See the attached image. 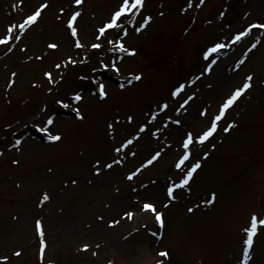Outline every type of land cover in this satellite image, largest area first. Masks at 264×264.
Instances as JSON below:
<instances>
[{
    "label": "rangeland",
    "instance_id": "1",
    "mask_svg": "<svg viewBox=\"0 0 264 264\" xmlns=\"http://www.w3.org/2000/svg\"><path fill=\"white\" fill-rule=\"evenodd\" d=\"M45 3L35 23L0 44V257H8L0 264H243L244 229L253 213L264 219V32L233 40L264 23V0H145L118 21L127 36L123 28L99 33L122 0H0V38ZM75 12L81 15L73 36L68 21ZM121 40L135 54L121 51ZM217 43L226 46L206 60ZM211 60L217 62L208 71ZM248 75L252 87L216 133L203 143L194 136L184 149L186 133L207 128ZM186 151L190 160L176 168ZM197 162L189 184L170 197L168 188ZM146 202L164 214L163 225L155 222L159 230L139 223ZM126 212L134 227L130 220L117 237ZM251 257L249 264H264V225Z\"/></svg>",
    "mask_w": 264,
    "mask_h": 264
},
{
    "label": "snow or ice",
    "instance_id": "2",
    "mask_svg": "<svg viewBox=\"0 0 264 264\" xmlns=\"http://www.w3.org/2000/svg\"><path fill=\"white\" fill-rule=\"evenodd\" d=\"M75 2L77 4H81L82 0H75ZM145 3V0H122L121 5L119 6V8L113 13L112 17L109 19V21L99 29V33L103 36L106 31L108 29L111 28H123V25H121L120 23H118V21L121 19V17L125 16L126 14H133L135 15V11L139 10L140 8H143ZM200 3L203 4L204 0H200ZM48 5L45 3L43 4L40 8H38L37 10L34 11L33 14L29 15L24 22L17 26V25H10L9 30L7 32V35L5 37L0 38V44H6L9 41L13 40L14 38V31L16 30L17 27L20 28H27L28 26L32 25L33 23H35L37 21V19L41 16L42 10L44 8H46ZM61 11H64L63 9H61ZM81 15L80 12H75L72 16L71 19L68 21V26L71 29V33L73 36L77 35V27L75 26V21L77 20V17H79ZM152 20V17L149 15L147 17H145L143 19V23L141 24V26L139 28H136V31H140L143 27H146L148 22H150ZM130 23H135V21H129ZM262 28L264 29V23H257V24H252L250 25L247 29H245L244 31H241L239 33H237L234 37L233 43L240 41L243 37L249 35V33H251V31L253 30V28ZM124 31V35L127 36V29L123 28ZM109 43H112L111 41H109ZM76 44L77 46H82L80 44V41L77 39L76 40ZM226 45L222 44V43H217L214 46L208 48V50L204 53V58L206 60L210 59L214 53H217L218 51H220L222 48H224ZM257 44H252L251 48L249 49V51H251L252 49L256 48ZM49 47L51 48H56L58 47L57 44H51L49 45ZM93 48H99L102 47L101 44H93L92 45ZM117 47L121 50V51H125V52H130L131 54H135V49H129L125 47V44L123 43V40H121ZM115 50V49H113ZM69 60H72L71 57H69ZM73 63H75V60H72ZM217 61L216 60H211L210 64L208 66V71H211L212 69V65H214ZM244 61H240V64H243ZM109 65L105 64L104 67L107 68ZM111 66L116 69V71H119V68L116 66L115 63H112ZM240 65L238 64L237 67H239ZM57 67L59 68L60 65H57ZM46 75L51 78V73H46ZM203 75V74H201ZM135 80H139L141 79L140 75H135L133 77ZM252 81H253V77L252 75H248L246 77V79L242 82V84L238 87H236L234 89V91L226 98V100H224L218 110V114L213 117L212 119H210L209 121V126L205 129H202L200 132L198 133H193V132H188L186 133V139L183 141V148L184 149H190V146L193 145L194 143V136L196 138V140H198L200 143H203L207 140H209L210 137H212L218 127H219V122L224 119L227 111L237 102V100L248 90L252 87ZM192 83H195V81H193ZM185 85H180L173 93V95L178 96L184 89ZM99 94H101L103 97H107L108 93L105 91V85L104 84H99ZM195 95V94H193ZM192 96H189L188 99H186L184 101V104H188V102L192 99ZM74 99L76 100H81L82 97L80 95V93H76L74 96ZM63 103V102H62ZM65 107H68L67 104L64 105ZM168 104L167 102L164 103L163 105V109H167L168 108ZM77 113H79V109L75 110ZM202 115H208L207 110L202 112ZM129 120L133 119V117H128ZM153 119H155V117H153ZM47 123L49 125H51L53 123V120L50 118ZM176 123H181V121L177 120ZM148 127V125H144L140 131H144L146 130ZM234 127V122L233 124H230L227 128H225V131H229L231 130V128ZM45 132H48L49 130L47 128L42 129ZM159 131V130H158ZM62 137L59 134H49L48 135V139L49 140H53V141H58L60 140ZM19 143V142H18ZM133 140L129 139L126 141V143L122 144L121 147H127L129 144H132ZM116 152L121 151V148H116L115 149ZM161 153L157 152L151 159H149L147 161V164L150 165L152 164L155 160H157L160 157ZM191 152L190 151H186L178 160V162L176 163V168H183L185 166L186 161L190 160L191 157ZM113 163H115V161H113ZM100 164L101 162L99 160L96 161V171L99 173L100 169ZM105 167L107 168H111L112 164H107L105 165ZM201 167V164L199 162L193 164L189 170L186 172V174L184 175L183 179L180 181L179 184H174L171 187L168 188V195L170 197H172L173 199H175V190L177 188H181V187H185L189 184V182L191 181L194 173L197 171V169H199ZM137 172H139V169H137L135 172H132L129 175V179L134 178L137 175ZM215 196L216 194L213 193L211 196V200L207 201L208 203H212L215 201ZM43 199L45 201L49 200L50 197L48 195V193H44L43 195ZM144 209L150 210L152 212H154L156 214V219L160 222L161 225H163L164 223V214L162 212L157 211V208L155 206L154 203L151 202H146L143 205ZM126 216L128 217H132L134 214L131 212H126L125 213ZM112 223H116V221H113ZM264 225V219H260L257 214L253 213L252 217H251V223L250 226L244 229V232L247 234V239L244 241V250H243V264H249V261L252 259L251 257V252L253 249V243H254V237L257 234V230L258 227ZM38 226H39V233H40V237L43 241V237H44V229H43V225L41 222H38ZM89 247L88 245H85V248ZM43 251V249H42ZM17 255H20V253H17ZM159 255L161 257H167L169 255V252L167 250H163L159 253ZM0 259L3 260H7L8 257H0ZM156 264H163V262L161 260H157Z\"/></svg>",
    "mask_w": 264,
    "mask_h": 264
},
{
    "label": "bare ground",
    "instance_id": "3",
    "mask_svg": "<svg viewBox=\"0 0 264 264\" xmlns=\"http://www.w3.org/2000/svg\"><path fill=\"white\" fill-rule=\"evenodd\" d=\"M140 215H142V218L139 221L140 224H144V225H148L149 224V228H151L152 226H155L157 228V230H159L158 227L156 226V223H155V222H159V221L157 219H155V218L153 219L152 211H150V210L146 211L145 209H143V211L140 213ZM130 220L133 221V216L132 217H128V216L125 215L123 217V219H122V221L120 222V225H119L121 230H120V232L118 231L117 237H120L119 233H122L124 231V229L127 230L129 228L128 226L130 225ZM131 224L134 227V221Z\"/></svg>",
    "mask_w": 264,
    "mask_h": 264
}]
</instances>
